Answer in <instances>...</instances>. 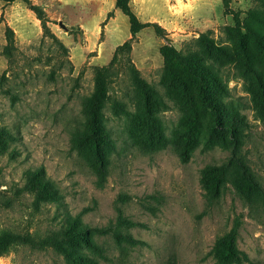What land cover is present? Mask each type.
<instances>
[{"label":"rangeland","instance_id":"rangeland-1","mask_svg":"<svg viewBox=\"0 0 264 264\" xmlns=\"http://www.w3.org/2000/svg\"><path fill=\"white\" fill-rule=\"evenodd\" d=\"M115 1L0 0V126L18 135L0 154V230L22 236L0 264H219L231 230L242 264H264V0H128L134 33ZM162 46L208 70L217 122ZM97 77L101 165L78 136ZM30 167L61 203L21 190Z\"/></svg>","mask_w":264,"mask_h":264},{"label":"trees","instance_id":"trees-1","mask_svg":"<svg viewBox=\"0 0 264 264\" xmlns=\"http://www.w3.org/2000/svg\"><path fill=\"white\" fill-rule=\"evenodd\" d=\"M12 1V0H5ZM116 6L121 9V11L128 16L130 22L131 32L139 31L146 24L141 23L137 16L132 12L128 5V0H116ZM33 6V5H32ZM35 8V6H33ZM6 48V47H5ZM8 50V47H7ZM161 54L164 57V60L170 65H174L178 70H174L171 74V78L177 77L175 71H180L185 74V76L194 81L197 86V92L200 102L207 107L211 114L214 122H217L220 118V106L219 101L212 97L211 89L212 82L210 81V74L208 70L200 63H197L194 59H189L184 56L180 51H177L175 48L162 46L160 47ZM98 75V73H97ZM98 81L95 84V90L92 92V98L90 102L88 100V110L87 117L84 125L86 127L78 132V136L82 142H88L92 147L96 158L101 165L103 162L102 158V148L107 145L110 141L108 136V129L103 123L97 118L100 114V107L103 102L104 92L102 89V77H97ZM259 105L257 108V113L264 118V93L260 92L258 95ZM18 135L12 131L7 126H0V154L4 152H9L11 156H14V153L17 152L14 143ZM107 143V144H106ZM238 167L241 169L242 174L250 180V175L246 172V166L238 161ZM99 169L97 168V171ZM101 171V170H100ZM26 182H24L21 190L25 192H32L36 202L39 198L43 197L47 200L56 201L58 204L61 203L59 194L52 181L44 176L42 167H30L26 169ZM215 176L213 181V186L211 188V193L215 194L218 190L219 184L223 183L228 178L231 179V172L225 169L220 170ZM261 192H264L261 189ZM72 239L83 238V234L86 232L83 224L78 223L74 218L69 219V223L65 226L62 225ZM21 235L15 231L8 229L0 230V254H6L11 251L13 246L20 243ZM130 241L135 243L132 237H128ZM52 236H49L48 242L50 243ZM56 241V239H54ZM214 256L219 264H242L244 261L248 260L247 254L238 248L236 245V236L235 231L231 230L230 232L223 234L216 239L215 244L212 248ZM94 264H98L95 262Z\"/></svg>","mask_w":264,"mask_h":264}]
</instances>
